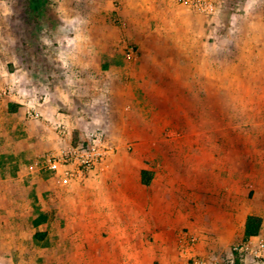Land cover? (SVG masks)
<instances>
[{
	"label": "rangeland",
	"instance_id": "374dc122",
	"mask_svg": "<svg viewBox=\"0 0 264 264\" xmlns=\"http://www.w3.org/2000/svg\"><path fill=\"white\" fill-rule=\"evenodd\" d=\"M213 1L214 15L183 0H0V264H264V0ZM101 71L121 79L84 78ZM96 93L100 126L61 124L67 139L41 111L57 96L93 108ZM94 133L104 163L79 180L48 169ZM147 136L167 219L147 240L156 255L137 259L108 238L84 185ZM249 216L263 222L245 241Z\"/></svg>",
	"mask_w": 264,
	"mask_h": 264
},
{
	"label": "crops",
	"instance_id": "0c3cea01",
	"mask_svg": "<svg viewBox=\"0 0 264 264\" xmlns=\"http://www.w3.org/2000/svg\"><path fill=\"white\" fill-rule=\"evenodd\" d=\"M86 28L92 33L97 30L103 31L106 26L105 24H87ZM106 44L100 40L98 43H93L92 47L102 49ZM120 76L119 73L101 71L95 75L91 72L84 78H90L98 86L99 81H107L114 77L121 79ZM96 95L98 94L96 93L92 97L93 108H89L87 104L83 109L79 106H72L70 103H64L62 98L57 96V98H52L41 111L52 125L63 124L71 131L74 129L87 131L89 127H99L101 124L99 113L95 107ZM59 101L64 103L65 109L67 108L69 113L62 114L58 112L57 108H54L53 103ZM89 118L92 120L91 122H88ZM83 136L85 135L83 134ZM134 141L132 154L124 156L118 153L115 157L113 156L109 162L97 169L85 181L84 190L90 200L97 201L99 204L98 208L92 212L99 218V224L103 227L106 225L108 229L113 230L108 238L118 241L115 244L117 248L121 246L119 241H124L123 247L139 250L136 254L131 255L133 258L139 259L156 255L155 252L148 249L150 246L147 244V240L151 238V234H155L153 232L155 225L166 224L167 188L159 190L155 184V169L150 163L154 160L155 152L152 151V144L155 143V139L147 136L142 139L137 137ZM145 178L149 180L147 185L143 183ZM158 256L163 258L165 255L160 253Z\"/></svg>",
	"mask_w": 264,
	"mask_h": 264
},
{
	"label": "built area",
	"instance_id": "2783aa9c",
	"mask_svg": "<svg viewBox=\"0 0 264 264\" xmlns=\"http://www.w3.org/2000/svg\"><path fill=\"white\" fill-rule=\"evenodd\" d=\"M191 8L206 14L214 15L217 12V6L213 0H183ZM31 118L40 120L41 113L34 109L29 111ZM59 135L63 139L69 137V131L61 124L57 127ZM111 151L105 144L102 134L94 133L88 141L87 148L70 147L58 156L49 157L46 160L48 169L56 174H60L65 179L79 180L83 179L86 174L91 173L99 165L104 163L110 156ZM195 238L184 239L182 241V253L191 255L194 253Z\"/></svg>",
	"mask_w": 264,
	"mask_h": 264
},
{
	"label": "trees",
	"instance_id": "16d2710c",
	"mask_svg": "<svg viewBox=\"0 0 264 264\" xmlns=\"http://www.w3.org/2000/svg\"><path fill=\"white\" fill-rule=\"evenodd\" d=\"M144 174H146V173H144ZM143 183L147 185V184H149V180L145 178V179H143ZM262 222H263L262 219L260 217H257V216H249L247 218L245 228H244V239H245V241H248L253 237L259 236V234L261 232V228H262ZM237 262L239 263L238 260H237Z\"/></svg>",
	"mask_w": 264,
	"mask_h": 264
}]
</instances>
